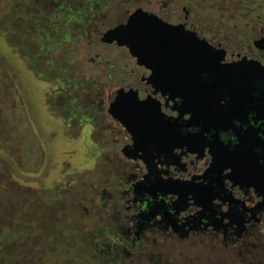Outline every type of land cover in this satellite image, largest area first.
I'll list each match as a JSON object with an SVG mask.
<instances>
[{"label": "flooded vegetation", "instance_id": "obj_1", "mask_svg": "<svg viewBox=\"0 0 264 264\" xmlns=\"http://www.w3.org/2000/svg\"><path fill=\"white\" fill-rule=\"evenodd\" d=\"M13 3L21 41L59 42L52 120L99 169L80 199L74 178L11 189L0 264H264V0ZM34 158L11 178L41 175Z\"/></svg>", "mask_w": 264, "mask_h": 264}, {"label": "rangeland", "instance_id": "obj_2", "mask_svg": "<svg viewBox=\"0 0 264 264\" xmlns=\"http://www.w3.org/2000/svg\"><path fill=\"white\" fill-rule=\"evenodd\" d=\"M2 7L0 0V10ZM18 10L14 4L11 17L3 20L9 25L0 23V204L6 202L11 189L21 193L16 198H25L23 190L29 188L32 193H38L41 185L52 196L56 192L55 187H63L71 178L77 182L80 199L82 184L99 167L96 161L92 164L86 159L88 152L81 149L80 142L72 141L73 137L66 135V131H59L60 123L52 120L51 100L58 95V82L65 78L61 77L60 44L54 37L39 39L35 34L33 38L21 41L20 38L26 37L25 32L31 33L32 27L28 25L30 16L27 9ZM8 27L9 32L14 33L6 38L3 33ZM49 63H53L54 67L50 68ZM47 70H51V73H47ZM33 71L40 73L42 78H36ZM26 144L35 146L27 148ZM60 145H63L62 150L58 149ZM29 157H35L33 166L35 169L38 166L41 168V175H30L27 179H23V175L11 178L23 171L21 165ZM42 196L39 195L41 208H48L53 198ZM6 223L5 212H0V226ZM15 223L22 225L21 214L15 217ZM3 229L5 231L6 227ZM16 250L22 249L19 247ZM47 256L43 258V264H62L65 258L59 250ZM15 260L18 264L22 263L21 251L15 253Z\"/></svg>", "mask_w": 264, "mask_h": 264}, {"label": "trees", "instance_id": "obj_3", "mask_svg": "<svg viewBox=\"0 0 264 264\" xmlns=\"http://www.w3.org/2000/svg\"><path fill=\"white\" fill-rule=\"evenodd\" d=\"M2 3H3V7H2V10H0V23H5V21L3 22V20L4 19H9V17H11L10 16V11L12 10L13 5L15 3L10 2V0H2ZM17 7H18L19 10H23L22 6H17ZM21 14H22V11H21ZM19 16H20V14L17 17H19ZM5 24L7 26L9 25V24H7V22ZM9 33L10 32H9V27H8V29H5V32L3 33L4 34V37L8 38V34Z\"/></svg>", "mask_w": 264, "mask_h": 264}, {"label": "water", "instance_id": "obj_4", "mask_svg": "<svg viewBox=\"0 0 264 264\" xmlns=\"http://www.w3.org/2000/svg\"><path fill=\"white\" fill-rule=\"evenodd\" d=\"M115 33V31H112V32H110V33H108L105 37H104V39H103V41L104 42H109V41H107V38H108V36H110L111 34H114ZM116 40L119 42V44L120 45H126L127 47H129L130 49H131V54L133 55V56H135V51H136V43L133 41V40H126V41H123V40H120L119 38H116Z\"/></svg>", "mask_w": 264, "mask_h": 264}]
</instances>
